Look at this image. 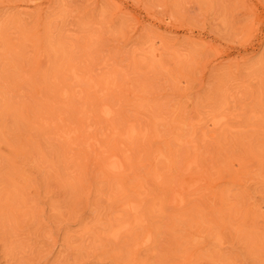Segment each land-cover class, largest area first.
Returning <instances> with one entry per match:
<instances>
[{
  "label": "rangeland",
  "instance_id": "obj_1",
  "mask_svg": "<svg viewBox=\"0 0 264 264\" xmlns=\"http://www.w3.org/2000/svg\"><path fill=\"white\" fill-rule=\"evenodd\" d=\"M0 264H264V0H0Z\"/></svg>",
  "mask_w": 264,
  "mask_h": 264
},
{
  "label": "bare ground",
  "instance_id": "obj_2",
  "mask_svg": "<svg viewBox=\"0 0 264 264\" xmlns=\"http://www.w3.org/2000/svg\"><path fill=\"white\" fill-rule=\"evenodd\" d=\"M121 160V159H120ZM110 168L114 170H120L122 168L121 163L117 159H113L110 164ZM123 172V171H122ZM176 197V196H175ZM179 199V198H178ZM174 200V199H173ZM180 200V199H179ZM171 206V205H170ZM133 208V207H132ZM134 209V208H133ZM117 228V227H116ZM119 229V228H118ZM130 232V231H129ZM118 234V231H117Z\"/></svg>",
  "mask_w": 264,
  "mask_h": 264
}]
</instances>
